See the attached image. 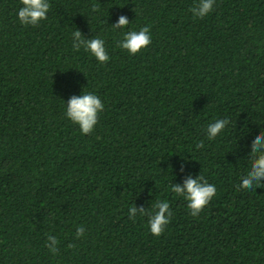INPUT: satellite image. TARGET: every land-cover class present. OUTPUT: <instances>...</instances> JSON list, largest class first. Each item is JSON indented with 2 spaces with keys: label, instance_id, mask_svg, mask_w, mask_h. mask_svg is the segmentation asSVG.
I'll use <instances>...</instances> for the list:
<instances>
[{
  "label": "trees",
  "instance_id": "1",
  "mask_svg": "<svg viewBox=\"0 0 264 264\" xmlns=\"http://www.w3.org/2000/svg\"><path fill=\"white\" fill-rule=\"evenodd\" d=\"M48 2L25 26L21 0H0V264H264V181L238 189L264 132V0H215L203 19L198 0ZM145 26L146 49L117 46ZM77 29L107 64L74 50ZM83 92L104 104L89 135L66 116ZM217 119L231 123L209 140ZM189 174L217 189L197 217L170 189ZM157 200L172 213L159 237L129 218Z\"/></svg>",
  "mask_w": 264,
  "mask_h": 264
},
{
  "label": "clouds",
  "instance_id": "2",
  "mask_svg": "<svg viewBox=\"0 0 264 264\" xmlns=\"http://www.w3.org/2000/svg\"><path fill=\"white\" fill-rule=\"evenodd\" d=\"M22 7L18 11V19L22 25L37 26L41 21L47 19V14L50 10L48 0H21ZM215 0H198L190 9L193 16L203 19L214 10ZM100 9L97 5L92 6L93 12H98ZM130 24L129 19L121 15L118 22L112 25L113 29L127 28ZM73 48L80 51L83 48L91 53L101 64H107L110 57L105 47V41L100 38L87 39L80 30H76L73 34ZM150 28L145 26L139 31L130 30L123 33V39L118 41L117 46L128 51L135 56L143 49H146L151 44ZM66 116L74 124L78 125L80 131L84 135L91 134L99 122V114L104 110V104L101 99L87 92L80 96L73 95L66 102ZM231 123L229 119H217L207 126V137L209 140H214L225 128ZM198 148H203V142L197 145ZM250 168L246 175L241 177V183L238 189L251 190L253 187L259 188L261 182L264 181V132H260L251 144L250 152ZM186 160L180 164V172L186 170ZM171 192L178 197H183L186 200L187 207L193 217H197L204 208L211 202L216 194V186L210 184L201 174L193 178L192 174L187 175L183 184L173 183L170 185ZM148 215L150 232L159 237L161 236L166 226L170 223L172 213L170 203L167 200H157L152 206V211L146 210L144 207L133 205L129 209V218L135 220L137 214ZM85 233L83 226L78 227L76 238L79 239ZM59 240L52 235L48 236L46 247L53 254L59 252ZM71 248L76 246L69 245Z\"/></svg>",
  "mask_w": 264,
  "mask_h": 264
}]
</instances>
